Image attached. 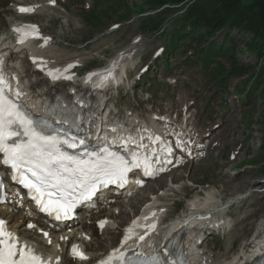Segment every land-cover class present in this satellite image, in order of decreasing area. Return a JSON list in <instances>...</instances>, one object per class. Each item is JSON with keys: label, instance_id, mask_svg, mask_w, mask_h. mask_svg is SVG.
I'll return each mask as SVG.
<instances>
[{"label": "snow or ice", "instance_id": "1", "mask_svg": "<svg viewBox=\"0 0 264 264\" xmlns=\"http://www.w3.org/2000/svg\"><path fill=\"white\" fill-rule=\"evenodd\" d=\"M55 3V0H49ZM33 7H20L19 12H33ZM14 33L19 43H24L29 36L37 35L35 25L20 26ZM4 61L0 59V65ZM71 67V66H69ZM53 79L58 77L52 72L48 73ZM100 75V74H93ZM108 75H111L109 73ZM71 78V77H66ZM107 77H105L106 79ZM91 79V76H89ZM11 89L5 81L0 69V153L3 154L2 163L12 170V179L28 190V195L35 201L41 212H45L55 219L67 218L76 205L84 200H90L102 187L108 184L126 182V175L132 167H139V159L133 154L132 161L113 153L108 148L98 153L85 152L83 155H72L64 150L63 146L75 149L85 144V140L77 135H50L37 129L36 121L22 109L21 105L9 98L7 94ZM19 97L20 92L16 91ZM26 139L17 140L18 137ZM156 139H159L157 137ZM11 141V143H9ZM148 158H144L145 174L150 175ZM3 180L0 178V187ZM3 198H0V203ZM154 215V213H153ZM136 221L133 222L136 225ZM104 222H101L103 227ZM28 228H34L32 223ZM155 224L150 225L154 230ZM134 228L128 230L125 242L131 238ZM47 237L49 234L44 232ZM147 235V233H145ZM145 235H140L143 241ZM65 239V237H61ZM51 243V240L48 241ZM113 250L108 260L101 264H163L158 257H143L140 252L134 253V258L127 253ZM167 254V249L165 248ZM72 254L81 260L87 259L85 254L76 245L72 246ZM0 264H50V261L27 243H21L15 232L8 230L6 222L0 219ZM168 264H177L170 259ZM186 264V262H185Z\"/></svg>", "mask_w": 264, "mask_h": 264}, {"label": "rangeland", "instance_id": "2", "mask_svg": "<svg viewBox=\"0 0 264 264\" xmlns=\"http://www.w3.org/2000/svg\"><path fill=\"white\" fill-rule=\"evenodd\" d=\"M85 2L89 3L90 6H93V0H84ZM110 1H117V0H108ZM121 2H124L123 6H119L117 3L116 5V11L112 12L109 16L105 12V8H102V12L100 13V17H105L104 21L101 24L100 29H84L82 32L77 33V30H75L71 35L76 34V40L74 42H78L79 44L85 43L90 38L94 36H98V34L105 31V33H108V30L110 25L115 23V20L119 22V14H132L136 13L138 9L140 8H147L149 6H156L159 3H163L167 0H120ZM237 3V7L228 15L227 19L229 24L235 23L239 26H243L246 31H248L249 36L244 37L242 41L247 40H256L258 42V45L256 48L250 49L249 47H245L249 51V54L253 53L256 54L255 57L249 56V61L253 65L256 63H261L263 65V73H264V42H260V40L263 38L264 41V15L262 14V10L264 7V0H234ZM108 2L103 3L104 5H107ZM128 5H136L133 7H129L127 9ZM117 13V14H114ZM169 14H175L173 12H170ZM263 16V17H262ZM135 21H137V17L132 16ZM112 20V21H110ZM112 24V25H113ZM85 26V23L83 24ZM132 30L123 29V31L114 36H109L104 39L105 43H108L111 48L110 53H117L121 48H126L129 46V43H126L128 39L132 38L131 35ZM78 36V37H77ZM80 37V38H79ZM117 40L116 43H111L113 41ZM117 46H120V48H117ZM143 48V46H141ZM104 48H101L103 50ZM100 50V51H101ZM75 55H80L77 51L74 53ZM82 57L85 59V56L82 55ZM84 62L87 63V69L98 67L97 62H89L86 59ZM152 62V58L149 59V64ZM86 69V70H87ZM246 76V75H245ZM243 76V77H245ZM240 79V78H238ZM63 92H67L66 90ZM121 98V93L119 94V97ZM127 106V105H126ZM129 107V106H128ZM264 103L261 104V110H258V115H256L254 122L255 126L253 127V130L249 127L242 128L240 127L237 129V135H238V141L234 144L235 146L242 141L248 132H252L253 140L251 141L248 139L247 141L251 144V147L253 146L254 149V157H256V161H251L249 165H245L249 160H251V155H253L249 151H245V153L241 156V158L238 160L237 163L234 165L227 167L226 169L222 170L221 167L217 168V161L209 162L205 166V169H200L197 174H204V179L208 182L205 185H202L198 192L208 189H214L215 191L221 192L223 195L222 197H232L236 194H239L241 192H245L248 187L253 183H257L259 181H264V151L263 149H260V146L262 144V140L264 139ZM258 120H257V119ZM259 150V151H258ZM242 163V165H241ZM263 163V164H262ZM262 167V168H261ZM232 172L237 173V177L232 178L233 175ZM201 176V175H200ZM263 206V201L258 203V207ZM234 214L238 216V212L234 210ZM253 219L249 220L247 223L252 225ZM113 238V237H112Z\"/></svg>", "mask_w": 264, "mask_h": 264}, {"label": "bare ground", "instance_id": "3", "mask_svg": "<svg viewBox=\"0 0 264 264\" xmlns=\"http://www.w3.org/2000/svg\"><path fill=\"white\" fill-rule=\"evenodd\" d=\"M131 51L132 50H130L126 54L129 55L131 53ZM120 60L121 59L119 57L112 58L110 63L116 64ZM36 97H38L39 100L35 99L33 101V104L34 105L39 104L41 106V108L42 107L46 108V110H45L46 115H53L54 112L55 113L57 112L58 117H59L62 114L68 113V111H69L68 108H63L60 106L53 107L52 111H48L49 109L51 110V108L47 107V102L45 100H43V97H40V96H36ZM93 105H94V109L91 110V112H92V114H94V116L91 117V120L95 119V115L101 116L102 112L104 111V109H102L103 105H104L102 101H97ZM41 108H39V110L42 111ZM100 121L102 122L103 120L100 119ZM214 193L215 192L212 190L206 191L205 194L208 195V197L204 200L199 198L201 196L200 194L196 195V199H198L196 201H199V203H198V206L195 207V211L204 212L208 216V218H206L205 220H202V224L204 225V227H209V226L213 225L214 223L222 221L225 219L224 218V210L219 208L215 204H214V206L212 205V202H214L215 198H216L214 196ZM241 201L238 200L237 202H241ZM9 211H10V208H6V209L0 211V213H1L0 215L5 219L7 218V220H9V221H16V219L13 218L12 215H10ZM19 218L23 222L25 221L23 214H21V216ZM180 221H177V222H180ZM185 224H186V222H185ZM260 224H261V226L259 227L257 232L254 233L255 237L253 238V240H251L250 242H248L246 244L243 251H241V254L238 255L236 258H234L230 262V264L233 262H237V264H249L250 262H252L255 259V257L259 254L260 251L264 252V221L262 220ZM19 228H20L19 222H14V224L11 226V229L15 230L18 233H21L22 237L25 238L28 235V233L22 232V230H19ZM175 228L176 227L174 225V226H171L168 230L172 231V229L175 230ZM197 229H200V228H197ZM193 232L199 234L198 231H196V229H193ZM61 246L63 247V245H61ZM186 249H187V252H189L191 254V256H193V257L198 256L197 252L194 251L193 249H191L190 247L186 248ZM94 252L98 253V250H94Z\"/></svg>", "mask_w": 264, "mask_h": 264}, {"label": "trees", "instance_id": "4", "mask_svg": "<svg viewBox=\"0 0 264 264\" xmlns=\"http://www.w3.org/2000/svg\"><path fill=\"white\" fill-rule=\"evenodd\" d=\"M236 7L237 3L234 0H195L189 11L194 21L211 29L226 24L228 15ZM262 14L264 15V7ZM262 40L263 38L260 42Z\"/></svg>", "mask_w": 264, "mask_h": 264}]
</instances>
